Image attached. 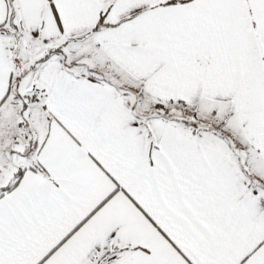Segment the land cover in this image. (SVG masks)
Returning <instances> with one entry per match:
<instances>
[{
	"label": "snow or ice",
	"instance_id": "6c2138e0",
	"mask_svg": "<svg viewBox=\"0 0 264 264\" xmlns=\"http://www.w3.org/2000/svg\"><path fill=\"white\" fill-rule=\"evenodd\" d=\"M0 264H264V0H0Z\"/></svg>",
	"mask_w": 264,
	"mask_h": 264
}]
</instances>
